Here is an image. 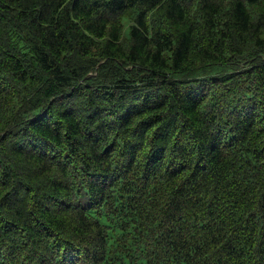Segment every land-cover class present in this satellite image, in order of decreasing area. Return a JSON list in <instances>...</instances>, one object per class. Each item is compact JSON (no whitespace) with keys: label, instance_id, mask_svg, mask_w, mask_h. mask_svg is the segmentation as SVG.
Masks as SVG:
<instances>
[{"label":"trees","instance_id":"1","mask_svg":"<svg viewBox=\"0 0 264 264\" xmlns=\"http://www.w3.org/2000/svg\"><path fill=\"white\" fill-rule=\"evenodd\" d=\"M0 264H264V0H0Z\"/></svg>","mask_w":264,"mask_h":264},{"label":"rangeland","instance_id":"2","mask_svg":"<svg viewBox=\"0 0 264 264\" xmlns=\"http://www.w3.org/2000/svg\"><path fill=\"white\" fill-rule=\"evenodd\" d=\"M219 68V66L218 67H216V68H214V69H218ZM214 69H212L211 71H214Z\"/></svg>","mask_w":264,"mask_h":264}]
</instances>
